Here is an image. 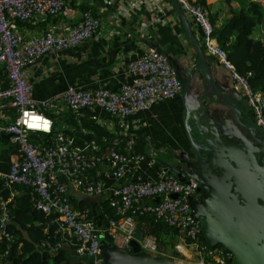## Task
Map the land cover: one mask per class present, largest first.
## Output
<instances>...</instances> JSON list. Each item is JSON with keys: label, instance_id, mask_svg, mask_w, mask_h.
<instances>
[{"label": "built area", "instance_id": "1", "mask_svg": "<svg viewBox=\"0 0 264 264\" xmlns=\"http://www.w3.org/2000/svg\"><path fill=\"white\" fill-rule=\"evenodd\" d=\"M177 2L200 36L205 52L216 56L230 71L232 86L245 97L254 121L264 129V97L251 86L248 79L251 73H239L212 35L208 8L196 0ZM141 6L152 15L138 18L139 29L156 22L178 25L176 11L174 17L167 15L169 3L164 0H124L117 9L127 13L130 8ZM75 7L69 0H0V110H11L0 114V136L8 133L17 146V153L10 156L8 170H0V186L9 190L7 200L0 201V264H14L8 255L18 237L8 228L11 213L6 203L20 186L29 188L33 207L48 216L44 231L48 232L49 226L54 225V237L42 239L39 245L50 254L65 245L71 246L76 258L71 264L88 261L108 264L101 256L104 234L110 230L113 243L129 249L135 238L136 219L145 214L177 228L181 242L174 243L176 251L185 254L184 243L193 247L194 258L182 264H231L232 252L220 245L209 246L200 231V219L191 213L190 196H199L196 178L187 176L182 180L167 164L159 165L154 178L140 173L132 175V167L135 169L141 163L150 166L159 161L152 152L145 154L132 149L133 134L127 136L124 150L109 146L89 150L77 148L73 139L60 129L52 133V114H59L64 108L74 111L97 107L121 121L159 100L179 95L182 90V82L169 56L158 47L149 46L125 63L129 80L116 90L104 85L69 84L47 97L35 98L27 76L29 67L45 53L73 47L94 36L100 28V16L91 7L81 10ZM48 16L55 20L46 19ZM19 21L47 22L36 33L24 31ZM4 77L9 80L8 85L3 83ZM37 132L45 137L33 139L31 134ZM101 164L108 167L115 184L105 185L91 175V170ZM70 187L84 194H108L110 211L103 207V217L98 219L107 229L90 217L89 206L81 209L74 206ZM139 244L151 254L175 259L173 254L158 249L153 234H144Z\"/></svg>", "mask_w": 264, "mask_h": 264}, {"label": "crops", "instance_id": "2", "mask_svg": "<svg viewBox=\"0 0 264 264\" xmlns=\"http://www.w3.org/2000/svg\"><path fill=\"white\" fill-rule=\"evenodd\" d=\"M123 1L69 0L71 4L76 6V10H81L82 4H88L92 10H95L100 16V28L94 36L73 47L45 53L34 65L29 67L27 76L32 83V93L35 98L47 97L63 90L69 84L80 87L104 85L116 90L122 82L129 80L125 73V63L140 55L149 46H156L163 50L169 56L171 63L177 68H188L196 63V52L182 27L179 17L178 25L156 22L139 29L138 18L143 16L150 18L152 12L150 14V10L141 6L130 8L127 13H124V10L117 9V6L122 5ZM164 1L169 3L166 14L169 16L175 15L172 0ZM207 1L211 9H218L219 12H222L221 9L228 5V0ZM238 1L234 0L231 4L234 6L238 4ZM77 16L78 14L75 19ZM46 22H28L32 25L29 27L23 26V29L24 31L28 30L27 32L37 33L46 26ZM253 35L255 37H264V21L254 29ZM200 44L203 48V43L200 42ZM205 56L209 70L218 86L235 101V106L240 108L236 112V116L241 122H238L232 116V108L224 106L222 107L224 111L221 117L209 118L212 120L215 118L213 121L222 133L230 134L233 131L235 135L247 138L259 135L242 124L248 119L253 120V117L250 110L244 107L245 102L242 101V97L232 90L230 71L222 65L216 56L207 52H205ZM201 81L202 77L196 71L191 77L185 98L179 94L172 98L159 100L150 108L137 110L121 121L110 117L104 110L97 107L80 108L74 111L64 108L59 114H52L55 122L54 128L56 130L60 129L69 135L77 148L89 150L98 148L99 145L95 141V137L93 138L92 131L85 127V120L93 119L103 128L109 130L113 137L111 142L121 144L120 148L122 150L126 149L127 136L133 134L134 144L132 149L145 154L152 152L159 161H157V164L150 166L141 163L135 169L132 167L131 174L140 173L145 177L154 178L158 174L159 165L175 164L177 162L175 159H170L169 161L168 150L169 153L171 152L179 158H182L185 153L190 151V143L184 127V104L189 106L191 102H195L198 96L197 87L201 84ZM3 83L8 85L9 80L4 77ZM8 111L11 110H0V114ZM48 113L50 112L48 111ZM207 117H204V119ZM31 136L35 140L45 137L43 133L38 132L32 133ZM6 139L9 145L13 144L10 137ZM105 139L106 137H102L101 140ZM229 140L240 144L241 138L237 141V138L230 137ZM4 146L6 147L7 145L4 144ZM91 175L101 179L105 185L115 184V180L109 175L108 167L105 164H101L96 170H91ZM69 195L76 207L83 201L84 206H89L93 213L101 212L102 202L108 197L106 193L84 194L73 187L69 188ZM77 209H80V207ZM97 223L107 229L105 223L102 224L99 220H97ZM108 231L111 233L110 230ZM177 242H181L178 235L174 238V243ZM182 249L185 254L176 251L174 246L167 252L174 255L175 261L176 259L181 260L180 262L176 261L177 263L175 262V264H182V262L194 258L195 252L190 244L184 243Z\"/></svg>", "mask_w": 264, "mask_h": 264}, {"label": "water", "instance_id": "3", "mask_svg": "<svg viewBox=\"0 0 264 264\" xmlns=\"http://www.w3.org/2000/svg\"><path fill=\"white\" fill-rule=\"evenodd\" d=\"M172 3L197 55L192 66L176 67L182 82L180 95L185 98L194 72H199L202 81L197 87L195 102L189 106L184 104V127L190 151L182 158L174 156L177 164L168 163V166L182 180L191 176L199 181V196H190L189 202L192 215L200 219V231L206 243L230 250L231 264H264V129L254 119H248L242 124L259 135L241 137L233 131L222 133L213 121L215 118H209L221 117L224 106L232 108V116L241 122L236 116L240 108L216 83L190 22L177 0ZM232 90L242 97L244 107L250 110L240 91L233 87ZM230 137L237 141L241 138L240 144L228 141ZM143 235L137 222L135 238L128 249L113 243L112 236L106 232L101 256L108 264H175L169 256L153 255L142 249L139 240ZM75 261V256L71 255L68 264Z\"/></svg>", "mask_w": 264, "mask_h": 264}, {"label": "trees", "instance_id": "4", "mask_svg": "<svg viewBox=\"0 0 264 264\" xmlns=\"http://www.w3.org/2000/svg\"><path fill=\"white\" fill-rule=\"evenodd\" d=\"M196 1L208 8L213 29L212 35L225 51L227 58L239 73L244 74L248 71L251 73L248 76L251 86L261 91L264 97V37L253 35L254 29L264 21V0H239L238 4L234 6L231 4L234 0H228L227 7L220 8L222 12H219L218 9H211L207 0ZM89 7L88 4H82L81 9ZM93 12L96 11L93 10ZM46 19L55 20L54 17L50 18V16ZM18 23L26 27L32 25L26 21H19ZM199 41H201L200 36ZM84 125L92 131L93 138L95 137L100 150L107 146L122 150L121 144L111 142L113 140L112 133L93 119L85 120ZM54 127L55 122H53L52 133L55 131ZM102 137H106V139L101 140ZM4 144L7 146L0 147V170L6 171L10 166V156L17 153V146L15 143L9 145L8 140L4 135H1L0 146ZM8 195L9 190L0 186V201L1 199L7 200ZM6 205L11 213V222L8 224V228L18 237L12 242L8 255L14 264H68L72 255V253L70 254L71 246L65 245L57 253L50 254L39 245L42 239L54 237V225L49 226L48 232L44 231L48 216L33 207L30 201L29 188L17 187L16 192ZM84 205L81 201L80 205L74 206L81 209ZM103 207L105 211H110L108 198L103 200ZM90 217L97 221L99 217H103V214L101 212L93 213L91 209ZM136 221L145 234L155 236L160 251L168 252L173 248L174 238L178 235L176 227L161 220H154L151 214L141 215L137 217ZM0 246L2 245L0 244Z\"/></svg>", "mask_w": 264, "mask_h": 264}, {"label": "rangeland", "instance_id": "5", "mask_svg": "<svg viewBox=\"0 0 264 264\" xmlns=\"http://www.w3.org/2000/svg\"><path fill=\"white\" fill-rule=\"evenodd\" d=\"M203 48H204V45H203ZM167 152H168V155H169V157H170V158H169V161H170V159L173 160V159H174V154L171 153V152L169 153V150H168ZM155 156H156V155H155ZM156 157H157V156H156Z\"/></svg>", "mask_w": 264, "mask_h": 264}, {"label": "clouds", "instance_id": "6", "mask_svg": "<svg viewBox=\"0 0 264 264\" xmlns=\"http://www.w3.org/2000/svg\"><path fill=\"white\" fill-rule=\"evenodd\" d=\"M193 30V29H192ZM193 32L195 33V31L193 30ZM195 35L197 36V38H199L198 34L195 33ZM199 40V39H198ZM201 42V41H199ZM234 88V87H233ZM257 90V89H256ZM239 91V90H238ZM242 94V93H241ZM244 97V96H243ZM245 98V97H244ZM54 122V121H53ZM3 135V134H2ZM10 137V136H9ZM12 141V140H11ZM13 143V142H12Z\"/></svg>", "mask_w": 264, "mask_h": 264}]
</instances>
